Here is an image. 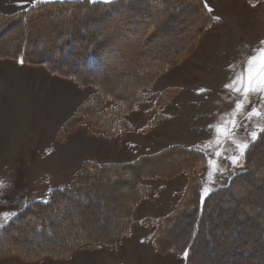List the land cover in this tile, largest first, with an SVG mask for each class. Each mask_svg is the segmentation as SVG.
I'll return each instance as SVG.
<instances>
[{"label":"rangeland","instance_id":"1","mask_svg":"<svg viewBox=\"0 0 264 264\" xmlns=\"http://www.w3.org/2000/svg\"><path fill=\"white\" fill-rule=\"evenodd\" d=\"M54 1L77 0H41ZM204 2L213 13L214 21L209 28L200 31L195 45L185 57L154 79V95L168 88H179L178 93L163 111L167 117L149 132L138 134L141 144L137 146L140 151L145 152L143 154H152L173 144L193 147L203 152L206 163L202 170L200 190L204 192L211 189L208 195L215 189L228 185L234 176L246 169L241 145H249L253 142L251 134L256 133L258 136L264 129V117L248 118L253 105H260L258 98L251 96V103L245 102L244 109L233 117L236 103L243 101V97L225 88L245 68L249 57L258 55L259 49L264 48V1L256 4L247 0ZM31 5V0L23 6L20 0H0V11L12 14ZM184 16L185 14L166 18L160 23L159 32L169 30L168 36L164 35L162 38L158 33L147 37L144 43L142 37L145 34L139 23L141 17L127 16L123 20L125 24L122 22L113 31L116 33L114 43H109L106 48L112 52L115 46L125 48L126 43L119 45L117 37L127 41L133 35H139L138 41L130 47L132 50L136 48L139 53L142 50L137 61L150 64L165 52H175L174 55H177L182 47L188 45V28L193 26L187 23L188 19ZM89 25L88 29H97L104 34L109 32L108 27H101L102 24ZM53 28L54 33L48 29L33 30L37 34L39 46L47 43L43 42L44 39H49L52 43L54 34L53 40L61 37L66 39L69 34H59L58 28ZM14 34L17 38L18 33ZM110 35V39H114V34ZM3 37L5 35L1 32L0 39H4ZM15 38L10 39V44L19 43ZM5 42L9 43L7 40ZM160 42H163L166 49L159 47ZM112 52L107 54L112 67H109L107 73H102L105 76L111 75L122 65L130 68L129 58L122 60V56L118 55L119 58L114 59ZM142 69L139 71L142 72ZM117 72L110 77L113 83H107L121 92L133 90L132 85L128 84L129 75L117 77ZM94 91L95 86H80L71 79L51 73L43 65L21 64L20 61L0 58V227L27 204L34 201L44 202L52 189L66 187L82 161L105 163L118 162L109 161L115 159H122V162L134 160L135 151L127 150L124 144L123 138L128 132L120 140H105L91 133L88 128L79 126L61 140L57 139L56 132L60 125ZM232 119L239 122L234 129L230 122ZM220 127L227 128L229 132L234 131V139L217 131ZM118 149L120 150L116 156ZM258 149L263 152L258 159L261 166L244 181L248 190L252 183L248 184L249 181L264 174V141L258 145ZM218 152L220 157L217 156ZM231 157H238L239 163H233ZM209 160L214 162L211 168ZM166 167L168 166L163 168ZM261 181L254 182L256 188L253 186L254 189L245 194L251 207L257 205V209L260 208L255 220L250 221L254 225L243 220L247 216L241 208V198L238 197L236 203L213 201L214 204L218 203L221 211L229 209L230 206L234 214L227 217L222 214L212 216V228L204 233L202 243L199 242L197 249L198 255L206 254L205 257L210 261L208 264H264V242L258 238L260 235L264 236V179ZM148 183L152 187L151 193L135 207L131 234L123 237L117 248L82 251L67 259H44L39 262H25L16 257H8L1 260L0 264H184L183 255L174 252L159 254L154 250L151 242L153 226L143 225L141 220L168 214L184 190L187 175L180 173L171 179L157 178ZM99 185H102L100 189L92 186L85 187L82 191L94 205L87 222L95 234L102 235L107 234L111 228L116 209L124 206L127 199L124 193L128 189H125L126 185H117L110 180L101 181ZM75 208L71 204L64 212L75 214ZM186 220L188 225H185L179 238H185L188 232L191 219ZM64 229L70 230L68 224ZM226 241H230V245H226ZM220 242L222 244L218 245ZM223 246L228 247L221 250Z\"/></svg>","mask_w":264,"mask_h":264},{"label":"trees","instance_id":"2","mask_svg":"<svg viewBox=\"0 0 264 264\" xmlns=\"http://www.w3.org/2000/svg\"><path fill=\"white\" fill-rule=\"evenodd\" d=\"M247 1L256 4L264 0ZM182 14L188 19L187 23L193 26L188 28V36H186L189 37L186 42L188 45L182 47L177 55H174L175 52H165L150 64L137 61V56L141 55L142 50L139 53V50L136 48L132 50L130 47L138 41L139 35H133L127 41L117 37L119 45L126 43L125 48L115 46L113 52L106 48L109 43H114L116 33L113 31L121 26L122 22L125 24L123 20H126L127 16L141 17L139 23L145 34L142 37L144 43L147 37L158 33L161 37L166 36L169 30L159 32L160 23L166 18ZM213 21L214 17L204 0L40 2L35 7L31 5L12 14L0 11V33L3 32L5 35L4 39H0V58L14 61L23 59L25 64L43 65L51 73L71 79L80 86H95L96 91L86 96L60 125L56 132L57 139L61 140L80 126L88 128L91 133L105 140H120L131 129L129 114L139 110L143 105H150L149 111L152 115L141 128V132H149L166 118L163 111L178 93L179 88L164 89L154 95L153 81L179 59L185 57L195 45L200 31L209 28ZM92 23L102 24L100 26H104L103 28L108 27L109 32L104 34L97 29H88L87 27ZM54 26L58 28L59 34L69 33L66 39L61 37L53 40L54 34L51 38L52 43L48 41L49 39H44L43 42L47 41V43L39 46L36 40L37 34H34L33 30L48 29L54 33ZM14 32L18 33L17 38ZM111 33L114 34V39H110ZM98 36L100 38H97ZM14 38L18 39L19 43L10 44V39ZM4 40L9 43L5 44ZM160 44L158 45L162 47L161 49H166L163 42ZM110 52L113 53L114 59L119 58L118 55L122 56V60L129 58V67L133 69L124 68L122 65L111 75H103L102 73H107L109 67H112L110 57L107 56ZM141 69L142 72L139 71ZM115 72L117 77L128 74L130 78L128 84L132 85L133 90L121 92L110 86L107 81L113 83L110 77ZM262 141H264V129L243 154L246 169L234 176L228 185L215 189L203 200L200 199V187L206 157L203 152L193 147L173 144L152 154H142L130 162L97 163L84 160L66 187L52 189L49 192L47 203L34 201L27 204L0 227V261L8 257H16L25 262H39L44 259H67L82 251L115 249L123 237L131 234L133 211L152 190L148 182L157 178L171 179L184 173L187 175V183L173 209L159 218H143L141 223L153 226L151 242L154 250L159 254L174 252L183 255L187 249L189 258L187 260L184 258V264H208L210 261L205 257L206 254L198 255L197 249L199 242L202 243L204 233L212 228V216L222 214L227 217L234 214L230 206L229 209L221 211L218 203L214 204L215 200L222 203L226 201L236 203V199L241 198L240 205L247 216L243 220H248V223L254 225L250 221L255 220L260 208L257 209V205L251 207L245 194L256 188L254 182L260 183L264 179V174L253 179L254 181L248 180V184L253 183L250 190L246 189L244 181L261 166V161L258 159L263 152L259 151L258 145ZM164 166L168 167L163 168ZM107 180L117 185H126L125 189L128 190L124 195H127V199L123 207L116 209L107 234L100 235L95 234L94 229H91L87 222L94 205L82 189L92 186L100 189L102 185L100 186L99 183ZM71 204L76 207V213H65L64 210ZM187 218L191 219L188 232L185 238H179L184 232L185 225H188ZM67 224L70 230L64 229ZM84 230L87 232H83ZM258 238L264 242V236L260 235ZM208 240L209 242L211 240L210 233ZM220 244L222 243H218ZM225 244L230 245V241H226ZM226 247L220 249L226 250Z\"/></svg>","mask_w":264,"mask_h":264},{"label":"snow or ice","instance_id":"3","mask_svg":"<svg viewBox=\"0 0 264 264\" xmlns=\"http://www.w3.org/2000/svg\"><path fill=\"white\" fill-rule=\"evenodd\" d=\"M40 2L41 0H31L33 7ZM104 2L111 3L112 0H104ZM27 3H29V0H20L21 6ZM20 63H23V59L20 60ZM225 88L243 97V101H237L235 109L232 113L233 117L244 109L246 106L245 102L251 103L250 97L253 95L258 98L260 105H253L252 111L248 113V118H251L252 116L264 117V110H261V108L264 107V48L259 49L258 55L249 57L245 68L232 78L230 83L225 85ZM230 122L233 125V129L239 125V122L235 119H232ZM209 127L211 128L212 126ZM217 131L224 133L228 138L234 139L235 137V132H229V130L225 127H220ZM251 135L254 142L257 138V134L252 133ZM248 147L249 145L247 143H242L241 153L243 154L246 152ZM217 156L220 157L221 154L218 152ZM231 159L233 163H239L238 157H231ZM213 163L214 162L212 160L208 161L210 168ZM209 175H211V173H209ZM209 191H211V189H206L204 192H201L200 199L203 200ZM45 203H47V201H45ZM183 256L186 260L189 258V251L187 249L183 252Z\"/></svg>","mask_w":264,"mask_h":264},{"label":"crops","instance_id":"4","mask_svg":"<svg viewBox=\"0 0 264 264\" xmlns=\"http://www.w3.org/2000/svg\"><path fill=\"white\" fill-rule=\"evenodd\" d=\"M210 11V10H209ZM211 13V11H210ZM213 15V13H211ZM149 106L143 105L139 110L131 112L128 116L129 123L131 124V129L128 131L127 134L124 136V144L129 151H135V157L133 159H136L141 154L145 153L140 151L138 148V144H141L140 140L138 139V134H141V128L146 124L148 118L150 117V113H148ZM166 109V108H165ZM138 116V117H136ZM109 143L106 144L108 146ZM110 147V145H109ZM120 149L117 150L116 156H118V152ZM115 159V158H113ZM109 161H118L122 162V159H115V160H109ZM132 161V160H131ZM101 163V162H98ZM169 212V211H168ZM164 214L159 215L158 217L162 216Z\"/></svg>","mask_w":264,"mask_h":264},{"label":"bare ground","instance_id":"5","mask_svg":"<svg viewBox=\"0 0 264 264\" xmlns=\"http://www.w3.org/2000/svg\"><path fill=\"white\" fill-rule=\"evenodd\" d=\"M152 75V74H151ZM152 77V76H151ZM123 225V224H122Z\"/></svg>","mask_w":264,"mask_h":264}]
</instances>
